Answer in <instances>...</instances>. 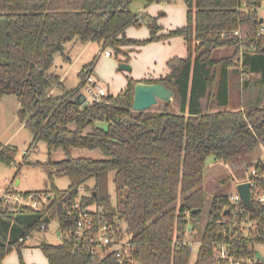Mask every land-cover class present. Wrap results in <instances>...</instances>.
<instances>
[{
	"label": "trees",
	"instance_id": "trees-1",
	"mask_svg": "<svg viewBox=\"0 0 264 264\" xmlns=\"http://www.w3.org/2000/svg\"><path fill=\"white\" fill-rule=\"evenodd\" d=\"M131 1L0 0V100L16 99L17 118L32 135L29 148L44 142L48 151L47 162L35 165L44 169L49 186L23 193L51 196L39 210L0 212V262L42 226L47 229L44 218H57L59 234L71 231V207L79 200L81 207L101 208L95 229L107 225L116 241L128 237L130 257L119 263L114 252L101 248L106 254L99 258L63 235L60 245H40L48 264H189L192 249L182 240L205 207V161L230 163L264 144V104L245 107L242 101L253 79L264 84V37L255 36L256 13L241 8L257 0H183L186 24L164 36L182 38L186 58L169 59L163 78H129L116 95L86 106L74 102L104 51L127 57L125 47L160 39L152 22L146 41L126 37L129 26L144 23V15L130 10ZM141 1L146 7L173 0ZM88 43L101 52L84 66L78 85L67 90L53 71L54 56L68 62L69 45ZM137 82L162 84L172 92L171 101L161 102L160 111H133ZM59 149L66 158L52 161L51 153ZM70 149L98 150L104 158H73ZM15 154V147L0 142V162L10 165ZM263 161L248 166L259 169ZM55 177L68 178V187L58 189ZM254 180L264 190V178ZM229 198L224 191L214 194L194 264H227L216 258L219 245L240 259L254 256L255 244L264 243V205L248 209Z\"/></svg>",
	"mask_w": 264,
	"mask_h": 264
},
{
	"label": "rangeland",
	"instance_id": "rangeland-1",
	"mask_svg": "<svg viewBox=\"0 0 264 264\" xmlns=\"http://www.w3.org/2000/svg\"><path fill=\"white\" fill-rule=\"evenodd\" d=\"M144 7L145 3L141 0L131 1L129 6L130 10L134 14L144 15V23L140 26H129L125 31V35L127 38L137 42L146 41L151 35L148 22H152L158 28L155 31V35L160 39L143 45L140 51H135L133 49L124 50L127 57L114 55L111 49L109 50L111 57L108 59L104 58L102 55L98 57L96 65L91 71V76L96 86L105 90L106 95H116L120 93L122 89L124 90L126 88L129 78L135 80L137 72L145 70L147 73L145 80H151L154 79L153 77L148 78L151 72H153V75H161L159 73L168 72L167 61L169 59L173 57L186 58L182 39L180 37L166 38L164 36L170 31L185 25L187 8L184 1H155L146 9ZM257 12L264 18V6ZM97 50L98 48H96L95 45H90L82 61L90 62L94 54L96 53L97 55ZM133 52H136L135 56L131 54ZM220 54H222V49L219 50V55ZM126 58H128L127 63L125 62ZM120 63L128 64L131 67V71L123 72L118 70ZM69 66L70 64L63 63L60 54L54 56L53 69H56L58 73L63 74ZM78 71L79 69L76 66H73L72 69L68 71L65 79V86L67 88H74L79 83L80 77L78 76ZM80 92L84 94V89L81 88ZM59 94L60 90L54 91V95ZM242 101L245 107L249 106L250 103L255 106L259 104L263 105L264 84H258L257 79H253L248 89L244 91ZM161 108V101H158L149 111L156 112L160 111ZM17 109L18 105L13 96H7L0 101V142L16 148L14 161L10 165L0 162V191L10 187L19 192H41L49 186V183L47 182L46 184L47 175L44 169L35 164L37 162H47L48 151L44 142H38L35 147L29 148L32 135L17 118ZM25 150L29 151L27 155H24ZM69 156L73 158H104L100 151L87 149H70ZM65 158V153L60 149L51 153L52 161H59ZM258 160H264V144L230 163L214 162V159L210 157L205 161L203 181L201 183L205 192V207L196 226L190 225L191 229L185 232L182 240L183 243L190 245L192 249L189 264H194L201 230L208 219V208L214 194L218 191H224L230 195L235 194L237 182L244 180L246 176L250 174L251 167L248 165L254 164ZM92 183L93 182L90 181L88 184L91 186ZM53 184L58 189L64 190L68 187L69 181L66 177H55L53 179ZM109 188L112 196H114L113 184L111 181L109 183ZM41 194L45 195V192ZM47 197L48 199L51 198L50 195ZM122 226H124V224H122ZM57 232L58 220L57 218H52L48 223L47 229L34 232L29 238L28 245H24L19 252L15 249L11 251L1 260L0 264H46L40 246L30 247L29 244L60 245L63 240V235H57ZM243 233L246 235L247 228L243 230ZM124 239L125 237H123V240ZM254 250L264 259V243L255 244ZM97 253L99 258H103L106 254L103 250H99V248L95 249V255Z\"/></svg>",
	"mask_w": 264,
	"mask_h": 264
},
{
	"label": "built area",
	"instance_id": "built-area-1",
	"mask_svg": "<svg viewBox=\"0 0 264 264\" xmlns=\"http://www.w3.org/2000/svg\"><path fill=\"white\" fill-rule=\"evenodd\" d=\"M241 8L245 11H250L251 14L256 13L259 26L255 32V36L264 37V18L258 14V10L264 6V0H257L250 7L246 5L245 2L241 3ZM240 9V7H238ZM262 20L261 23L259 20ZM235 35H239L238 31L234 32ZM254 48H250V51ZM106 58L111 57L110 51L106 50L103 53ZM241 57V52H240ZM84 96L88 102H98L101 97L106 96L104 89L96 86L94 79L90 72H87L84 76ZM29 151L25 150L24 155H27ZM262 173L261 175L259 173ZM264 178V161L259 166V169L252 168L250 174L239 183H249L252 192V204L264 205V190H260L257 186L254 177ZM230 201L234 205H239L241 203L240 197L236 191L235 194L230 195ZM48 197L43 194L30 193L29 195H24L23 192L16 191L10 187H7L0 191V212L8 211L14 212L19 211L22 208H29L32 210H39L47 203ZM72 212L75 213V225L74 228L64 233V238L72 242L75 246H81L89 250L91 253L95 254V249L105 248L107 252H114L116 259L119 263L130 257L131 247L128 243V237L123 238L120 241H116L110 235V228L107 225H102L95 229L96 224V213L101 212V208H94L93 206L81 207L80 201H76L72 207ZM245 228L252 226V223L245 225ZM43 231V226L41 227ZM22 242V240H20ZM256 253L254 256H246L240 259H236L230 256L227 249L223 245L217 246L215 249V255L217 259H223L227 261V264H256L257 258ZM132 264H136L132 261Z\"/></svg>",
	"mask_w": 264,
	"mask_h": 264
},
{
	"label": "water",
	"instance_id": "water-1",
	"mask_svg": "<svg viewBox=\"0 0 264 264\" xmlns=\"http://www.w3.org/2000/svg\"><path fill=\"white\" fill-rule=\"evenodd\" d=\"M261 21L262 20L260 19L259 22L261 23ZM118 70L129 72L131 67L126 63H120ZM171 98L172 92L160 83L137 82L133 88L132 110L137 112L146 111L156 105L158 101L170 102ZM74 102L83 106H86L89 103L85 100V96L82 93L75 97ZM235 188L240 197L241 203L246 208L252 209V192L249 183H239ZM193 212H197V210H194ZM43 222L48 224L50 221L48 218H44ZM190 229L191 226L188 225L186 231H189ZM256 258L258 260H263V257L258 252L256 253Z\"/></svg>",
	"mask_w": 264,
	"mask_h": 264
},
{
	"label": "crops",
	"instance_id": "crops-1",
	"mask_svg": "<svg viewBox=\"0 0 264 264\" xmlns=\"http://www.w3.org/2000/svg\"><path fill=\"white\" fill-rule=\"evenodd\" d=\"M150 6V5H149ZM149 6H146V7H144L145 9L147 8V7H149ZM143 8V9H144ZM187 8V7H186ZM185 24H186V22H185ZM182 39V38H181ZM182 41H183V43H184V47H185V52H186V56H187V51H186V45H185V42H184V40L182 39ZM90 45H93V44H91V43H88V44H86V45H81V44H71V45H69L68 46V48L70 49V50H68L69 51V61L68 62H66V61H64L63 60V58H62V61H63V63L64 64H70V66H69V68H67V70L65 71V72H63V74H61V73H58L57 71H56V69H53V71L60 77V81H61V83H62V85L65 87V89H67V90H70V89H73V87L72 88H67L66 86H65V79H66V76H67V73H68V71L70 70V69H72V67L73 66H76L78 69H79V71H78V76H79V74H80V72L82 71V68L86 65V62H87V64L89 63V61H82V58L84 57V55H85V53H86V51H87V49H89V47H90ZM92 47V46H91ZM95 47L96 48H98V50L96 51V52H98V53H100L101 52V49H100V47L98 46V45H95ZM130 49H133V50H135V51H140V50H142V47H133V46H129V47H125L123 50H130ZM97 53V54H98ZM135 53L136 52H133V53H131V54H133L134 56H135ZM96 55V53L94 54V56ZM102 55V54H101ZM93 56V57H94ZM103 56V55H102ZM131 56V55H130ZM129 56V57H130ZM104 57V56H103ZM104 58H106V57H104ZM108 59V58H107ZM96 65V64H95ZM71 67V68H70ZM133 68V67H132ZM131 71V70H130ZM129 71V72H130ZM124 72V71H123ZM148 72V71H147ZM151 73H152V75H151ZM151 73H149V75H148V78H151V77H153L154 78V80H157V79H160V78H163L164 76H166V74L167 73H169V70H168V72L167 73H159V74H161V75H153V72H151ZM146 77H147V73H146V71L145 70H143V71H141V72H137L136 73V76H135V80L136 81H144L145 79H146ZM78 85V84H77ZM76 85V86H77ZM125 86H126V84H125ZM125 86H124V88H125ZM75 88V87H74ZM123 90V89H122ZM81 93V92H80ZM79 93V94H80ZM84 95V94H83ZM7 97V96H6ZM5 97H3L0 101H2L3 99H4ZM16 100V99H15ZM17 102V101H16ZM18 105V104H17ZM57 235H59V232H57ZM28 242H29V239H27V241L25 242V245H28ZM30 245V247H37V246H40L38 243H34V244H29ZM45 258V257H44ZM45 261H46V264H48L47 263V260H46V258H45Z\"/></svg>",
	"mask_w": 264,
	"mask_h": 264
}]
</instances>
